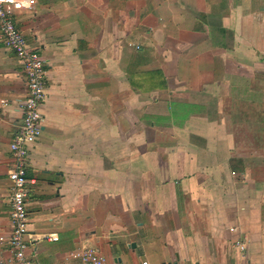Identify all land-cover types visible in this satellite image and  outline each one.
Here are the masks:
<instances>
[{"label":"crops","instance_id":"0c3cea01","mask_svg":"<svg viewBox=\"0 0 264 264\" xmlns=\"http://www.w3.org/2000/svg\"><path fill=\"white\" fill-rule=\"evenodd\" d=\"M30 1L12 8L46 64L31 263L264 264V0ZM28 95L0 31V264Z\"/></svg>","mask_w":264,"mask_h":264},{"label":"built area","instance_id":"2783aa9c","mask_svg":"<svg viewBox=\"0 0 264 264\" xmlns=\"http://www.w3.org/2000/svg\"><path fill=\"white\" fill-rule=\"evenodd\" d=\"M32 3L30 0L24 2ZM24 5L23 0H0V31L3 44L13 50L23 63L27 75L29 95L23 105V118L19 131L10 145L14 168L9 177L12 182V230L8 238L13 253L10 264H32L27 257L28 233L27 200V155L28 146L40 137L42 127L41 105L47 97L46 92V64L45 60L37 51L31 49L24 34L17 28L14 20L12 5L15 3ZM140 46L137 45V48ZM50 240H58L57 234H49ZM244 250L245 244L237 242ZM79 259V264H106V257L93 248L82 247L70 254ZM143 264H150L144 261Z\"/></svg>","mask_w":264,"mask_h":264}]
</instances>
